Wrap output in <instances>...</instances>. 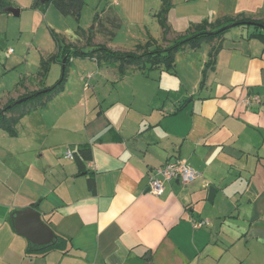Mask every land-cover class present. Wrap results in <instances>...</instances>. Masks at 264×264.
I'll list each match as a JSON object with an SVG mask.
<instances>
[{"label": "crops", "instance_id": "crops-1", "mask_svg": "<svg viewBox=\"0 0 264 264\" xmlns=\"http://www.w3.org/2000/svg\"><path fill=\"white\" fill-rule=\"evenodd\" d=\"M6 1L20 16L43 13L54 25V2L31 9L34 0ZM89 1L98 17L112 9L128 38L149 49L205 20L213 30L239 14L264 21V0H171L165 35L163 0ZM255 31L239 27L185 47L173 70L116 69L109 91L99 75L83 90L67 75L62 93L27 108L16 135L0 128V264H264V38L250 37ZM65 61L55 62L62 75ZM20 81L1 89L0 109L51 85L48 75L37 87ZM85 146L92 155L81 163L75 154ZM174 160L199 177L150 192L156 169ZM28 207L52 228V243L32 242L34 226L17 229V212ZM195 220L207 224L195 228Z\"/></svg>", "mask_w": 264, "mask_h": 264}, {"label": "rangeland", "instance_id": "rangeland-1", "mask_svg": "<svg viewBox=\"0 0 264 264\" xmlns=\"http://www.w3.org/2000/svg\"><path fill=\"white\" fill-rule=\"evenodd\" d=\"M85 2L82 19L78 20L73 15L68 17L59 11L55 15H50L49 20L55 26L47 22L43 13L36 19L27 16V14L19 17L8 12L0 14V94L3 93L1 89L14 90L20 80L18 85L21 88L28 81L37 87L39 86V84L37 85L39 79L41 77L44 79L47 75L51 85H53L57 78L63 76L62 66L55 64V61L51 62L49 73L43 77L40 74L42 61H49L50 56L57 55L58 51L65 52L68 50L71 51L69 57L75 60V63H70L67 67V75L71 77L70 82L73 87L83 90L86 83L89 84L94 81V77L97 75H99L98 86L101 85L99 87L106 91L115 87L116 83L113 84V81H116V69L120 70L121 62L116 61V58L108 59L107 57L111 56L106 55L105 48L113 51L144 54L148 41L146 43L137 41L136 43L133 36L128 38L126 26L123 25L122 27L112 9L99 16L98 20L95 21L97 12L94 11L89 0ZM118 25L119 27L116 28ZM51 27L52 29L55 28L56 34H53ZM239 27L244 29L246 25L232 26L227 31ZM181 51L175 54L176 63L177 56L181 57ZM59 57H63V55L59 54ZM93 57H100L101 60L97 61ZM148 65L149 63L140 65L142 68L138 65H130L129 68H137L134 71L141 73ZM99 66H103V68H99ZM127 67L123 65V69H127ZM69 71L70 74H68ZM81 76L84 77V81L81 80ZM68 79L66 77L64 88ZM41 84L43 86L45 83ZM62 91L57 94L62 93ZM74 96H79V93L74 92ZM77 99L78 97H74L73 102ZM24 109L26 106L19 109L17 113Z\"/></svg>", "mask_w": 264, "mask_h": 264}, {"label": "trees", "instance_id": "trees-1", "mask_svg": "<svg viewBox=\"0 0 264 264\" xmlns=\"http://www.w3.org/2000/svg\"><path fill=\"white\" fill-rule=\"evenodd\" d=\"M50 2H54L58 11L63 15H73L76 19H80L82 16V9L85 4V0H34L32 5L29 7L31 9H37L39 7H43L48 5ZM10 4L6 0H0V12H6V8L9 7ZM171 8V0H163V7L162 10L158 13L160 23L162 28L164 29V34L167 35L170 32V27L167 25L166 18L169 9ZM98 20V16L95 21ZM211 23L207 20L203 21L202 23L196 25L193 33L184 37L176 39L170 46L166 48L156 47L154 49H149V46L145 50L144 54H136L134 52H120V51H113L111 49L105 48L106 55H110L109 58H116V61L121 62L120 70L123 72V65L130 66V65H143L144 63H149L148 66L144 68V70H152L154 68L159 67L160 65H165L167 70H173L176 66L175 61V54L185 47H191L196 49L200 47V45L205 41H211L218 37L224 35L228 28L237 25H246V26H253L257 31L253 32L250 37H258L263 39L264 34L262 33L264 30V21L260 19H254L244 14H239L235 18L228 19L226 21L227 27L223 26L224 28H219L213 30L212 28H208ZM119 25L116 27L118 28ZM53 34H56L54 30ZM92 32V31H90ZM71 48V47H70ZM74 49V48H73ZM100 49V48H99ZM79 50V49H76ZM217 51L213 53L212 57L216 56ZM59 53L63 55V57H59ZM56 55L50 56L47 60L42 61V67L40 74L45 77L49 73V67L51 62H63L64 57L66 58L65 61V73L64 75L59 78L53 85L40 88L38 90H34L28 93H25L17 100L10 101L7 105L0 109V128L5 129L10 135L17 134V124L19 123L20 119L24 114L28 112L32 105L40 106L45 105L48 100H50L53 96H55L58 92L63 90L64 82L67 77V67L71 63V58L69 57L71 51H59ZM84 54V53H83ZM55 56V57H54ZM68 56V57H67ZM116 56V57H115ZM60 58V59H59ZM100 57H98L99 59ZM215 63V59L212 58L207 63L208 66L213 67ZM144 67V66H143ZM208 71V69H207ZM26 98L24 101L18 103L17 101L20 99ZM32 102V103H30ZM27 110H23L20 113H17L19 109L25 107ZM92 151L91 148L88 146L80 148L75 156L76 158L82 163L83 160L91 159ZM89 187L92 190H95V180L90 179Z\"/></svg>", "mask_w": 264, "mask_h": 264}, {"label": "built area", "instance_id": "built-area-1", "mask_svg": "<svg viewBox=\"0 0 264 264\" xmlns=\"http://www.w3.org/2000/svg\"><path fill=\"white\" fill-rule=\"evenodd\" d=\"M11 51L12 49L10 50V52ZM251 99L257 100L258 97H250L247 99V102H250ZM67 156L70 158L74 157L73 153L70 150L67 151ZM199 175L200 173L186 162L180 160L169 161L156 169V172L151 177L149 190L155 195H161L164 191L165 181L178 179L184 183H189L199 177ZM206 224L207 220L194 221L195 228H201Z\"/></svg>", "mask_w": 264, "mask_h": 264}, {"label": "water", "instance_id": "water-1", "mask_svg": "<svg viewBox=\"0 0 264 264\" xmlns=\"http://www.w3.org/2000/svg\"><path fill=\"white\" fill-rule=\"evenodd\" d=\"M47 1V0H42ZM6 11L12 13L14 16L19 17L21 10L19 8L7 7ZM26 98L20 99L17 102L20 103L24 101ZM215 188H210V199H212V195L214 194ZM16 225L17 229L26 234V232H30L33 228L37 229V237H31L27 235V237L34 243L38 245H48L54 241L56 235L52 228L47 225L41 218V214L38 210L33 207H28L24 210L18 211L16 215Z\"/></svg>", "mask_w": 264, "mask_h": 264}]
</instances>
